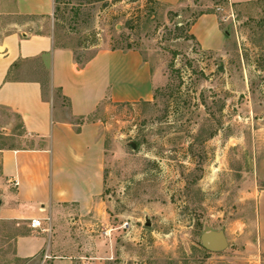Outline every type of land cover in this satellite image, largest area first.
Wrapping results in <instances>:
<instances>
[{"label":"rangeland","instance_id":"1","mask_svg":"<svg viewBox=\"0 0 264 264\" xmlns=\"http://www.w3.org/2000/svg\"><path fill=\"white\" fill-rule=\"evenodd\" d=\"M134 1L56 0L60 35L79 56H88L79 49L87 42L130 44L154 55L166 76L153 101L119 108L107 119L128 122L124 140L137 148L126 147L110 188L116 257L97 264H264L255 208L242 195L264 173V7L194 0L166 21L154 0L147 9ZM16 8V0H0L1 36L33 20ZM210 11L228 37L219 53L200 51L189 34L192 22ZM32 25L24 28L39 29ZM6 122L20 132L18 118L1 110L0 147L14 141L2 128ZM236 220L248 228L235 232ZM205 223L227 233L226 250L202 246ZM15 234L0 224V264H34L16 257Z\"/></svg>","mask_w":264,"mask_h":264},{"label":"crops","instance_id":"2","mask_svg":"<svg viewBox=\"0 0 264 264\" xmlns=\"http://www.w3.org/2000/svg\"><path fill=\"white\" fill-rule=\"evenodd\" d=\"M154 2L166 21L170 12L177 18L194 4ZM227 2L232 8L264 7V0ZM136 3L146 9L152 5L149 0ZM16 4L17 13L33 20L0 35V111L20 121V132L14 122L2 127L12 132L15 142L0 147V224L16 229L14 253L28 263L112 260L118 226L110 221V188L117 184V170L124 166L118 159L127 156L130 142L124 140L128 122L107 119L119 108L153 101L156 89L166 82L165 71L154 55L134 46L87 42L79 49L88 56H79L78 47L60 35L56 0ZM30 24L39 29L24 28ZM189 34L202 52L219 53L226 47L228 37L213 11L200 14ZM254 176L242 195L255 208V243L264 253V173ZM38 217L51 229L31 228V219ZM234 224L235 232H242L249 223Z\"/></svg>","mask_w":264,"mask_h":264},{"label":"water","instance_id":"3","mask_svg":"<svg viewBox=\"0 0 264 264\" xmlns=\"http://www.w3.org/2000/svg\"><path fill=\"white\" fill-rule=\"evenodd\" d=\"M130 146L136 149L137 143L131 141ZM147 225H150L149 221H147ZM201 244L208 251L220 252L229 247L230 241L223 229L215 230L212 229L209 223H205L204 231L201 234Z\"/></svg>","mask_w":264,"mask_h":264},{"label":"built area","instance_id":"4","mask_svg":"<svg viewBox=\"0 0 264 264\" xmlns=\"http://www.w3.org/2000/svg\"><path fill=\"white\" fill-rule=\"evenodd\" d=\"M217 10H222V7H220V6H217ZM231 10H233L232 8H231ZM232 17V19H233V21L235 20V15H234V13H231V15H229V17L228 18H231ZM223 20L224 21H226V18L225 17H223ZM18 184V182L17 181H15V185H17ZM49 222H50V219H47ZM30 227L31 228H33V229H51L50 228V224L48 225V228H45L44 227V220L42 219V218H33V219H31V221H30Z\"/></svg>","mask_w":264,"mask_h":264},{"label":"trees","instance_id":"5","mask_svg":"<svg viewBox=\"0 0 264 264\" xmlns=\"http://www.w3.org/2000/svg\"><path fill=\"white\" fill-rule=\"evenodd\" d=\"M149 2H152V1L149 0ZM193 38H194V37H192V39H193ZM86 42H87V41H86ZM94 43H95V42H94ZM127 47H133V46L130 45V44H128Z\"/></svg>","mask_w":264,"mask_h":264}]
</instances>
